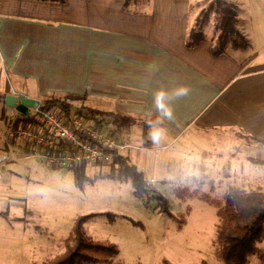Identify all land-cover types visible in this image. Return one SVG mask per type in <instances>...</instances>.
<instances>
[{"label": "crops", "instance_id": "1", "mask_svg": "<svg viewBox=\"0 0 264 264\" xmlns=\"http://www.w3.org/2000/svg\"><path fill=\"white\" fill-rule=\"evenodd\" d=\"M151 5L133 13L123 0H0V264H49L71 233L50 223L46 206L49 188L59 187L54 173L67 168L50 166L42 150L9 138L25 128V115L6 106L8 95L44 105L55 96H85L73 110L103 123L125 148L121 155L149 177L173 163L184 170L170 149L220 145L222 133L245 134L264 146L258 53L244 60L216 56L205 39L189 47V1ZM182 86L189 92L176 98ZM159 90L167 93L172 118L155 105Z\"/></svg>", "mask_w": 264, "mask_h": 264}, {"label": "rangeland", "instance_id": "2", "mask_svg": "<svg viewBox=\"0 0 264 264\" xmlns=\"http://www.w3.org/2000/svg\"><path fill=\"white\" fill-rule=\"evenodd\" d=\"M188 1L190 31L203 10L208 9L214 0ZM228 1L239 8L241 23L238 29L244 37H238V42L242 43L238 49L229 41L230 44L224 47L226 52L242 60L258 53L257 63H263L264 0ZM139 5L147 11L152 8L148 1ZM216 20L213 15L209 17L202 32V38L214 45L218 44ZM222 135L224 139L220 145L216 144L220 140H216V143L210 142L207 146L200 143L186 145V152H183V146L170 149L174 156L169 157L185 162L184 170L173 163L165 171H151L154 175L149 177L148 173L147 181L151 184L154 179L155 183L151 184L152 190L141 197L135 194L131 183L111 179H100L80 189L75 186L72 171L59 170L54 173V181L59 187H50L47 196L50 223L58 225V229L64 230L63 234L67 235L79 216L115 214L117 217L113 223H105L104 219L98 218L90 226L96 239L108 240L120 247V254L113 264H164L163 259L172 264H201L203 261L224 264L214 255L213 240L219 225L217 212L233 188L264 191V146L257 145L245 134ZM165 153H159L157 158L163 160ZM204 153L210 154V158H204ZM204 161L208 171L202 182L200 168ZM47 163L53 166L49 161ZM109 172L108 165H87L86 168L91 178ZM163 180H168L170 186L165 184L166 187H163ZM160 194L170 197L174 218L158 212L156 196ZM130 219L142 222L145 228L132 225ZM68 237L63 241V248Z\"/></svg>", "mask_w": 264, "mask_h": 264}, {"label": "trees", "instance_id": "3", "mask_svg": "<svg viewBox=\"0 0 264 264\" xmlns=\"http://www.w3.org/2000/svg\"><path fill=\"white\" fill-rule=\"evenodd\" d=\"M43 1L60 2L62 0ZM123 1L126 9L133 13H146L147 10L143 9L139 4L147 1L151 4L152 2V0ZM238 9L235 4L230 3L228 0H214L211 2L208 9L203 10L195 26L188 32V46L193 47L201 40H204L202 38L204 26L209 17L213 15L217 19L215 32L218 33V44H213L214 55L218 56L228 53L224 47L230 44L229 41L232 42V46L235 49L240 48L242 43L238 42V40L242 33L238 29L241 23ZM241 37L243 38L244 36ZM83 100H85V96H55L45 100V108L57 111L64 118L70 116L79 117L88 124L103 128V123L92 122L87 113L84 115L79 108L76 111L73 110V103ZM20 123L25 128L40 127L36 117L31 114L24 116ZM147 144L149 145L146 142ZM66 150V147L60 144L56 149H43V153L44 155L54 156L60 155ZM203 157L210 158V154L204 153ZM203 163L200 168L202 182H204L208 171L205 161ZM87 165L81 162L67 168L73 172L75 186L80 189H83L86 184H94L100 179H111L121 183H131L135 194L140 197L147 195L152 190L144 172L131 163L126 156L119 155L112 164L108 165L110 167L108 174H100L94 178L87 175ZM156 198L159 202L158 212L174 218L175 215L171 211L169 198L162 194L156 196ZM217 215L219 225L213 240L215 257L224 264H264V191L258 189L249 191L243 187L231 189L225 204L219 208ZM116 217L111 212L79 216L75 220L70 236L66 240L63 254L49 264H113L114 259L120 254V247L111 241L96 239L90 231V226L98 218L104 219L105 223H113ZM130 222L134 226L145 228L142 222L132 219H130ZM254 258L256 263L253 261ZM163 263L172 264L167 259H163ZM201 264L208 263L203 261Z\"/></svg>", "mask_w": 264, "mask_h": 264}, {"label": "built area", "instance_id": "4", "mask_svg": "<svg viewBox=\"0 0 264 264\" xmlns=\"http://www.w3.org/2000/svg\"><path fill=\"white\" fill-rule=\"evenodd\" d=\"M33 115L39 128H21L9 133V138L18 140L22 145L32 148L56 149L60 144L66 151L60 155H46L50 164L68 168L84 162L88 165H110L125 149L118 139L106 129L84 122L82 118L62 117L48 110L42 100H34ZM6 160L2 158L1 161ZM155 183L152 179L151 182ZM150 184V185H151Z\"/></svg>", "mask_w": 264, "mask_h": 264}, {"label": "clouds", "instance_id": "5", "mask_svg": "<svg viewBox=\"0 0 264 264\" xmlns=\"http://www.w3.org/2000/svg\"><path fill=\"white\" fill-rule=\"evenodd\" d=\"M188 92H189V89L186 86H182V87H179L176 90H174L173 95L176 98H180V97L186 96L188 94ZM166 95H167V93L164 90L157 91V93L155 95V105H156L157 109L161 111L163 116L168 117V118H172V115H173L172 109L164 103V99H165ZM160 134H161V131L159 129H157L153 133V138L159 139Z\"/></svg>", "mask_w": 264, "mask_h": 264}, {"label": "water", "instance_id": "6", "mask_svg": "<svg viewBox=\"0 0 264 264\" xmlns=\"http://www.w3.org/2000/svg\"><path fill=\"white\" fill-rule=\"evenodd\" d=\"M5 102L7 107L16 109L25 116H29L30 110L36 106V102L33 99L25 96L8 95Z\"/></svg>", "mask_w": 264, "mask_h": 264}]
</instances>
